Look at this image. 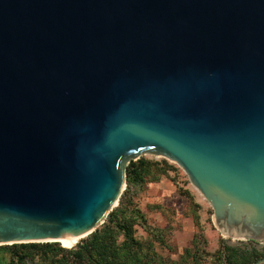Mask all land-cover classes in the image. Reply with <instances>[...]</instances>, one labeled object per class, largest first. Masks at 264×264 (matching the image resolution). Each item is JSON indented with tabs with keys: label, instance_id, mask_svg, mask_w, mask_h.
<instances>
[{
	"label": "water",
	"instance_id": "1",
	"mask_svg": "<svg viewBox=\"0 0 264 264\" xmlns=\"http://www.w3.org/2000/svg\"><path fill=\"white\" fill-rule=\"evenodd\" d=\"M143 155L264 247V0H0V246L92 234Z\"/></svg>",
	"mask_w": 264,
	"mask_h": 264
},
{
	"label": "rangeland",
	"instance_id": "2",
	"mask_svg": "<svg viewBox=\"0 0 264 264\" xmlns=\"http://www.w3.org/2000/svg\"><path fill=\"white\" fill-rule=\"evenodd\" d=\"M140 161L148 167L143 183L128 187L126 182L113 210L118 211V219L133 225L135 238L144 250L155 251L165 264H238L253 250L264 252L256 241L232 239L217 230L211 219L212 207L177 163L152 155H143L134 162ZM109 225L115 227L108 215L92 234L77 237L74 242L84 245ZM115 237L121 247L122 233L115 232ZM49 243L72 247L59 241ZM0 258L4 264H15L5 250ZM30 263L48 264L40 255Z\"/></svg>",
	"mask_w": 264,
	"mask_h": 264
},
{
	"label": "trees",
	"instance_id": "3",
	"mask_svg": "<svg viewBox=\"0 0 264 264\" xmlns=\"http://www.w3.org/2000/svg\"><path fill=\"white\" fill-rule=\"evenodd\" d=\"M148 173L147 164L140 161H132L127 167L126 182L128 187L143 183ZM123 206V200L120 201ZM118 211L113 210L109 214V222L115 227L106 226L101 232L95 234L91 241L83 245V248L68 249L54 245L53 243H28L0 246V253H10L11 260L15 264H31L36 255L48 264H165L155 251L144 250L140 242L135 238L133 225L127 221L118 219ZM121 232L124 241L120 247L117 244L115 232ZM229 249V248H228ZM61 255V258H57ZM264 257V252L253 250L252 254L244 256L238 264H253ZM0 264L2 260L0 258Z\"/></svg>",
	"mask_w": 264,
	"mask_h": 264
},
{
	"label": "bare ground",
	"instance_id": "4",
	"mask_svg": "<svg viewBox=\"0 0 264 264\" xmlns=\"http://www.w3.org/2000/svg\"><path fill=\"white\" fill-rule=\"evenodd\" d=\"M76 238L77 237L70 238V239H64V240H59V242H62V243H64L67 246H71V244H72V247H73L76 244V242H74Z\"/></svg>",
	"mask_w": 264,
	"mask_h": 264
}]
</instances>
